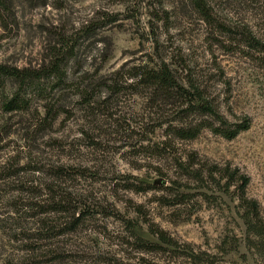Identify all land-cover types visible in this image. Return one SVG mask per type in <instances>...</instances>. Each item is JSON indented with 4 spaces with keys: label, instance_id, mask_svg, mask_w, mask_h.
<instances>
[{
    "label": "rangeland",
    "instance_id": "rangeland-1",
    "mask_svg": "<svg viewBox=\"0 0 264 264\" xmlns=\"http://www.w3.org/2000/svg\"><path fill=\"white\" fill-rule=\"evenodd\" d=\"M7 4L0 65L20 69L47 66L62 36L78 37L103 13L117 22H97L95 36L78 42L69 63L73 84L48 92L65 107L55 120L41 123L43 101L28 113H5L0 92V264H256L236 191L221 190L225 182L213 171L230 166L249 176L247 194L264 213V53L212 35L184 0ZM218 11L264 44V0H219ZM161 59L186 85L194 80L229 124L248 117L251 128L234 140L208 130L193 141L166 136L157 114L168 121L173 108L154 107L125 80L131 69L155 68ZM117 74L118 94L102 88L101 100L86 104L81 91ZM127 181L153 188L126 190ZM61 193L87 214L74 232L55 237L49 232L58 233L66 216L40 213ZM132 227L161 250H142Z\"/></svg>",
    "mask_w": 264,
    "mask_h": 264
},
{
    "label": "trees",
    "instance_id": "trees-1",
    "mask_svg": "<svg viewBox=\"0 0 264 264\" xmlns=\"http://www.w3.org/2000/svg\"><path fill=\"white\" fill-rule=\"evenodd\" d=\"M7 1L0 0V15L10 10ZM184 1L200 17V20L209 28L212 35H218L219 39L221 38L229 43L232 48L239 46L247 48L253 54L264 53V44L252 31L247 27L232 24L219 13V0ZM101 20L103 22L107 21L109 24L117 22L112 16L109 17L103 13L99 18L93 19L90 24L88 23L83 30L79 31L78 37L68 38L62 36L59 41L60 48H54L52 52L53 59L47 66H42L38 69H20L0 65V92L3 95L2 106L4 112L7 114L28 113L39 101H43L46 106L42 107L44 116L41 119V123L47 122L49 119L55 120L63 114L65 107L55 104L51 95L48 96V92L59 91L64 89L69 83L73 84V80L69 81V63L75 56L77 44L83 37L86 40L93 38L96 30L101 26L98 25ZM129 72L125 77L126 82H132L131 85L134 83V87H140L145 92L148 102L153 103L154 107L173 108V115L168 121H165L161 115L157 114L158 120H160V122H157V127L165 128L166 136H171L173 139L180 141H193L204 130H208L226 140H234L241 133L251 128V119L248 117L243 118L239 124H229L209 101L205 91L194 80L189 81L188 85L183 83L176 72L163 59L155 63V68L135 67ZM83 80H86V77ZM101 82L102 85L99 88L93 87L92 89L81 91V97L86 104L91 105L101 100L98 90L102 88H107L110 94H118L121 91L119 89L120 82H122L121 74ZM74 86L80 87L78 83H75ZM180 167H183V165L180 164ZM60 172V175L67 176L64 168ZM213 172L220 176L221 181L225 182L224 188L221 187V190L223 189L227 192L232 188L235 189L238 209L241 212L239 216L245 227V247L256 259V264H264V213L259 202L249 198L247 194V188L250 184L249 176L241 172L240 169H232L230 166L224 168L216 167ZM125 184L124 188L126 190L135 192H144L148 188H153L151 186L144 187L142 183L136 185L129 181L125 182ZM82 210L83 206L75 201L72 195L61 193L60 196H56L53 199L50 209L48 211L43 209L40 214L52 212L66 216L67 222L58 233L49 232V234L59 237L64 235L65 232H74L82 224L85 214H87ZM130 230L142 250L148 252L161 250L160 245L148 243L138 237L133 227ZM154 234L158 236L162 243L170 244V241L162 234L158 235L157 231Z\"/></svg>",
    "mask_w": 264,
    "mask_h": 264
}]
</instances>
